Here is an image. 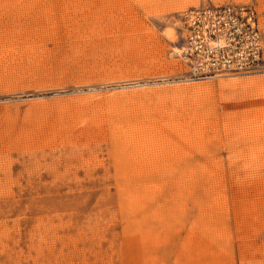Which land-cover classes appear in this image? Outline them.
<instances>
[{
    "label": "rangeland",
    "instance_id": "obj_1",
    "mask_svg": "<svg viewBox=\"0 0 264 264\" xmlns=\"http://www.w3.org/2000/svg\"><path fill=\"white\" fill-rule=\"evenodd\" d=\"M264 0H0V264H264V63L190 81L178 16Z\"/></svg>",
    "mask_w": 264,
    "mask_h": 264
},
{
    "label": "built area",
    "instance_id": "obj_2",
    "mask_svg": "<svg viewBox=\"0 0 264 264\" xmlns=\"http://www.w3.org/2000/svg\"><path fill=\"white\" fill-rule=\"evenodd\" d=\"M178 20L182 44L174 56L190 81L247 75L263 67V34L253 6L204 4Z\"/></svg>",
    "mask_w": 264,
    "mask_h": 264
},
{
    "label": "crops",
    "instance_id": "obj_3",
    "mask_svg": "<svg viewBox=\"0 0 264 264\" xmlns=\"http://www.w3.org/2000/svg\"><path fill=\"white\" fill-rule=\"evenodd\" d=\"M186 261H193V262H185L183 264H218L214 261H218L216 259L210 258H196L194 260H186Z\"/></svg>",
    "mask_w": 264,
    "mask_h": 264
}]
</instances>
